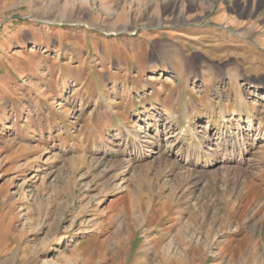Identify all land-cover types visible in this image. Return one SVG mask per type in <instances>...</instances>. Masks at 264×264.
<instances>
[{
	"label": "rangeland",
	"instance_id": "1",
	"mask_svg": "<svg viewBox=\"0 0 264 264\" xmlns=\"http://www.w3.org/2000/svg\"><path fill=\"white\" fill-rule=\"evenodd\" d=\"M164 263L264 264V0H0V264Z\"/></svg>",
	"mask_w": 264,
	"mask_h": 264
},
{
	"label": "bare ground",
	"instance_id": "2",
	"mask_svg": "<svg viewBox=\"0 0 264 264\" xmlns=\"http://www.w3.org/2000/svg\"><path fill=\"white\" fill-rule=\"evenodd\" d=\"M179 52H177V53H175V56L176 57H179ZM168 82H172V79L171 78H169L168 79ZM233 113V112H232ZM235 116V115H234ZM220 119H221V121H222V123L224 122V121H226L225 120V115L223 114V113H221V116H220ZM251 120L250 119H248L247 120V123H249ZM226 134V133H225ZM222 136H224V134H222ZM226 136V135H225ZM226 208V207H225ZM203 210V209H202ZM226 210V209H225ZM199 211V210H198ZM191 212V211H190ZM180 220V219H179ZM145 221H147V220H145ZM186 225V224H185ZM221 229V228H220ZM162 230V229H161ZM164 232V231H163ZM253 238V237H252ZM160 239V238H159ZM188 240V239H187ZM186 241V240H185ZM199 241V240H198ZM199 243V242H198ZM189 245V244H188ZM152 247V246H151ZM180 249V248H179ZM166 251V250H165ZM182 251V250H181ZM191 252V251H190ZM153 253V252H152ZM221 255V254H220ZM204 256V255H203ZM186 259V258H185ZM165 264V263H164Z\"/></svg>",
	"mask_w": 264,
	"mask_h": 264
}]
</instances>
